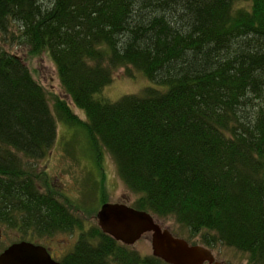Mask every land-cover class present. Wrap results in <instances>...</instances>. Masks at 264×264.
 <instances>
[{"label": "trees", "instance_id": "trees-1", "mask_svg": "<svg viewBox=\"0 0 264 264\" xmlns=\"http://www.w3.org/2000/svg\"><path fill=\"white\" fill-rule=\"evenodd\" d=\"M5 46L47 54L85 117ZM122 69L159 88L110 101ZM59 124L114 159L136 210L264 264V0H0V229L66 233L62 264H167L88 226L91 201H61L41 165Z\"/></svg>", "mask_w": 264, "mask_h": 264}, {"label": "rangeland", "instance_id": "rangeland-1", "mask_svg": "<svg viewBox=\"0 0 264 264\" xmlns=\"http://www.w3.org/2000/svg\"><path fill=\"white\" fill-rule=\"evenodd\" d=\"M5 47L7 50L27 59V65L33 73L34 78L51 93L49 95L51 98L53 95L61 96L73 107L71 99L63 93L57 68L47 54L29 57L26 56L27 51L24 47ZM124 74L125 71L123 69L118 71L117 77L112 84L107 86L103 91L104 97H107L112 102H116L127 95H141L142 91L149 87L159 88L155 83L147 79L142 72H140V75H136L135 78L124 77ZM75 112L82 118L85 117L82 110H75ZM90 151L91 149L83 130H81V134H77L75 129H68L59 124L58 139L55 147L51 150L48 159L41 164L43 168L46 165L48 169L50 183L65 196V198H61V201L67 203L66 200H68L69 203L67 205L79 210L83 209L81 206L86 201H91L93 214L88 217V226L98 224L97 219L94 217H97V215L94 212L97 210L96 213H99L102 207V205L97 204V201H101L100 195H102V192L107 197V203H123L136 207L132 204L135 196L125 187L124 182L118 176L114 159L110 155L105 156L104 160L101 161L102 163L98 164L94 156H91ZM102 184L104 185V189H101ZM88 211L91 212V209ZM74 214L79 218L85 217L81 212L75 211ZM158 222L164 228L167 227L163 222ZM20 237H22V234L19 229L15 228L6 230L3 240L5 241V245H9ZM67 238L68 235L66 233H61L56 235L53 238L54 240H51L57 244V247L54 249V256L64 258V254L62 253L64 251L63 243ZM29 239L33 238L29 237ZM38 241H42V245H44L49 239ZM35 242L37 241L35 240ZM133 249L143 256L152 255L151 236L147 235L144 237ZM212 250L216 260L221 264H250L249 256L238 250L222 245H218Z\"/></svg>", "mask_w": 264, "mask_h": 264}, {"label": "water", "instance_id": "water-1", "mask_svg": "<svg viewBox=\"0 0 264 264\" xmlns=\"http://www.w3.org/2000/svg\"><path fill=\"white\" fill-rule=\"evenodd\" d=\"M98 225L104 234L117 242L133 246L144 236H151L153 256L167 264H221L213 251L193 245L164 228L148 212L126 204L106 203L98 213ZM0 264H60L46 248L30 242L11 245L0 253Z\"/></svg>", "mask_w": 264, "mask_h": 264}, {"label": "flooded vegetation", "instance_id": "flooded-vegetation-1", "mask_svg": "<svg viewBox=\"0 0 264 264\" xmlns=\"http://www.w3.org/2000/svg\"><path fill=\"white\" fill-rule=\"evenodd\" d=\"M98 222V221H97ZM1 231V230H0ZM2 232V231H1ZM6 231H3V233L1 234L0 233V243L1 244H5V241L3 240V236H4V233ZM37 245H41L43 247L46 248V250L48 251V253L51 255L52 259H54L55 261L59 262V263H62V260L63 258L61 257H57L56 255L54 256L55 252H54V249L57 247L56 243L52 242V241H47L46 244L42 245L43 242L42 241H37L36 242ZM71 249V248H70ZM2 252V251H0ZM63 254H65V252L63 251L62 252Z\"/></svg>", "mask_w": 264, "mask_h": 264}, {"label": "clouds", "instance_id": "clouds-1", "mask_svg": "<svg viewBox=\"0 0 264 264\" xmlns=\"http://www.w3.org/2000/svg\"><path fill=\"white\" fill-rule=\"evenodd\" d=\"M20 242H22V241H20ZM16 243H19V242H16ZM16 243H12V244H9V245L11 246V245L16 244ZM10 246H8V247H10ZM8 247H7V248H8ZM7 248L0 249V251L3 252V251H4L5 249H7Z\"/></svg>", "mask_w": 264, "mask_h": 264}, {"label": "bare ground", "instance_id": "bare-ground-1", "mask_svg": "<svg viewBox=\"0 0 264 264\" xmlns=\"http://www.w3.org/2000/svg\"><path fill=\"white\" fill-rule=\"evenodd\" d=\"M127 205V204H126ZM128 206H130V205H128ZM130 207H132V206H130ZM132 208H134V207H132ZM135 209V208H134ZM194 245V244H193Z\"/></svg>", "mask_w": 264, "mask_h": 264}]
</instances>
